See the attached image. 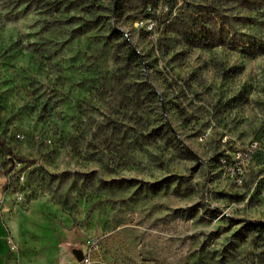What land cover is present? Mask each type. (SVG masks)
<instances>
[{"label": "rangeland", "instance_id": "374dc122", "mask_svg": "<svg viewBox=\"0 0 264 264\" xmlns=\"http://www.w3.org/2000/svg\"><path fill=\"white\" fill-rule=\"evenodd\" d=\"M0 138V264H264V0H0Z\"/></svg>", "mask_w": 264, "mask_h": 264}, {"label": "built area", "instance_id": "2783aa9c", "mask_svg": "<svg viewBox=\"0 0 264 264\" xmlns=\"http://www.w3.org/2000/svg\"><path fill=\"white\" fill-rule=\"evenodd\" d=\"M259 150L258 144L256 142L250 143L246 150H237L234 151L231 155L232 164L236 167L237 171H240L239 166L243 161H248L250 157L256 154ZM99 248L98 242L94 239H88L83 245L81 252H82V259L76 264H103L101 262H96L93 259L94 254L97 252ZM9 249L14 252L16 247L10 243Z\"/></svg>", "mask_w": 264, "mask_h": 264}, {"label": "trees", "instance_id": "16d2710c", "mask_svg": "<svg viewBox=\"0 0 264 264\" xmlns=\"http://www.w3.org/2000/svg\"><path fill=\"white\" fill-rule=\"evenodd\" d=\"M0 149L4 150L6 155L8 156L9 160L13 161H21L22 159L13 155V153L8 149L5 142L0 138Z\"/></svg>", "mask_w": 264, "mask_h": 264}, {"label": "water", "instance_id": "95a60500", "mask_svg": "<svg viewBox=\"0 0 264 264\" xmlns=\"http://www.w3.org/2000/svg\"><path fill=\"white\" fill-rule=\"evenodd\" d=\"M71 253H72V256H73V258L75 259L76 262L81 261V259H82V252H81V250H79V249H73L71 251Z\"/></svg>", "mask_w": 264, "mask_h": 264}, {"label": "crops", "instance_id": "0c3cea01", "mask_svg": "<svg viewBox=\"0 0 264 264\" xmlns=\"http://www.w3.org/2000/svg\"><path fill=\"white\" fill-rule=\"evenodd\" d=\"M73 257V256H72Z\"/></svg>", "mask_w": 264, "mask_h": 264}]
</instances>
